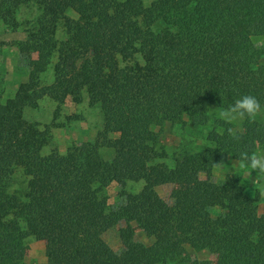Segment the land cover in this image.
I'll return each instance as SVG.
<instances>
[{"label": "trees", "instance_id": "trees-1", "mask_svg": "<svg viewBox=\"0 0 264 264\" xmlns=\"http://www.w3.org/2000/svg\"><path fill=\"white\" fill-rule=\"evenodd\" d=\"M29 1L41 14L18 48L27 78L0 103V264H25L30 236L45 243L38 264H164L187 247L216 254L217 264H264V212L235 176L211 180L227 157L264 151V123L243 120L235 140L223 122L207 136L209 151L186 153L173 167L160 160L159 144L165 125H205L210 108L245 94L264 105V0H0V22L18 29L17 11ZM84 92L100 108L101 131L43 155L48 136L25 110L44 98L80 103ZM130 181L143 182L141 190L108 212L99 191ZM167 184L183 186L170 204L155 191ZM120 220L151 243L123 230L114 251L103 235Z\"/></svg>", "mask_w": 264, "mask_h": 264}, {"label": "rangeland", "instance_id": "rangeland-1", "mask_svg": "<svg viewBox=\"0 0 264 264\" xmlns=\"http://www.w3.org/2000/svg\"><path fill=\"white\" fill-rule=\"evenodd\" d=\"M149 5L153 0H144ZM41 14V7L35 1H29L23 4L17 11V20L19 28L13 30L0 22V103L12 98L19 85L27 78V69L20 58L19 44L27 37V33L36 25V20ZM69 17H76L73 12L68 13ZM57 40L62 42L66 38V32L63 21L59 23ZM264 48V40L257 43ZM57 55L53 57V63ZM260 62L264 64V55ZM52 81L51 73L43 76L44 83ZM220 108L212 107L208 111L209 121L205 125H193L184 119L181 123H171L165 125L160 135V146L166 151V156L160 159L170 167H173L184 154L195 151H209L211 148L207 140L208 134L225 121L219 118L218 111ZM25 119L37 125V127L48 136L47 143L42 148V154L47 155L51 152L66 153L73 146L83 142L93 141L98 132L102 129L103 116L100 108L89 103L87 93H83V99L80 103H74L67 99L61 106H58L48 98L41 99L37 107L26 109L24 112ZM257 118L264 123V115ZM226 123V122H225ZM229 124V123H228ZM231 128L237 131L242 130V121L238 120L230 124ZM101 153L106 159L112 157V151L102 149ZM257 154L264 153L258 150ZM235 161L227 157L219 164L224 166H215L212 169L211 180L215 184H221L227 176H235L247 195L255 199L259 213L264 212V179L255 180L247 173L250 169H242L238 164L232 166ZM22 171L19 170L16 175V182L19 185L22 180ZM254 175V174H253ZM204 178V176H202ZM14 185L15 188H20ZM143 182H128L125 186L112 182L99 191V195L105 198L107 211L116 210L125 201V193H137L141 190ZM180 184H167L155 188L157 194L166 203L172 202V193L180 189ZM213 215L222 212L219 207L212 208ZM126 230L133 234L135 240L150 244L151 239L147 238L143 231L135 222L120 220L117 224L109 229L104 235L105 242L116 252L121 249L120 234ZM186 255L178 261L164 264H194L198 262H207V264H217V255L207 250L197 251L189 247L186 248ZM25 264H38L46 261L45 243L30 236L24 243Z\"/></svg>", "mask_w": 264, "mask_h": 264}, {"label": "clouds", "instance_id": "clouds-1", "mask_svg": "<svg viewBox=\"0 0 264 264\" xmlns=\"http://www.w3.org/2000/svg\"><path fill=\"white\" fill-rule=\"evenodd\" d=\"M259 115H264V105L255 96L250 94L240 96L233 104L218 111L219 118L229 124L245 119L254 121ZM227 131L233 139H240V133L236 129L230 127ZM234 164H238L242 169H250L247 174L252 176L253 179H264V153L250 154L246 151L240 152L237 159L232 162V166ZM216 165L224 166L222 163Z\"/></svg>", "mask_w": 264, "mask_h": 264}]
</instances>
